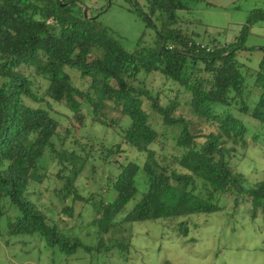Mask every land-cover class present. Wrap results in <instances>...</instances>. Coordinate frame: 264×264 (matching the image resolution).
Here are the masks:
<instances>
[{"label": "trees", "instance_id": "trees-1", "mask_svg": "<svg viewBox=\"0 0 264 264\" xmlns=\"http://www.w3.org/2000/svg\"><path fill=\"white\" fill-rule=\"evenodd\" d=\"M144 1L133 10L155 36L128 52L72 4L0 0V220L13 210L7 231L52 251L53 263L79 250L124 255L133 223L219 213L225 199L264 216V178L238 171L251 142L264 146V58L258 69L239 59L264 8L222 43L179 15L201 0ZM55 105L74 131L60 133ZM99 170L101 193L83 195L80 182ZM49 191L58 212L41 204ZM177 224L188 235V222ZM85 226L96 244L78 235Z\"/></svg>", "mask_w": 264, "mask_h": 264}, {"label": "rangeland", "instance_id": "rangeland-1", "mask_svg": "<svg viewBox=\"0 0 264 264\" xmlns=\"http://www.w3.org/2000/svg\"><path fill=\"white\" fill-rule=\"evenodd\" d=\"M43 6L46 0H29ZM65 4H72L73 13L83 12L85 18L97 19L108 28L110 35L120 42L128 52H133L142 36L151 42L155 36L152 29L140 15L135 12L133 5L139 4L146 11L144 0H60ZM208 3L212 5H208ZM193 12H180L179 15L190 20V31L200 34L207 32V37L219 42H232L241 33L251 12L264 8V0H201L192 3ZM197 21L198 23H194ZM246 51L239 59L249 67L258 69L264 58V23L251 27L250 35L245 43ZM158 80V79H157ZM156 81V85L159 84ZM257 94L260 91H256ZM55 116L62 123L60 133L66 129L74 131L69 119V111L55 105ZM194 129V127H193ZM97 133L104 130L95 127ZM112 140L108 132L106 143ZM171 150L172 145L167 147ZM248 157L241 162L238 171L244 173L250 182L257 183L264 178V146L250 143ZM130 159L140 157L135 151H129ZM140 163L144 158L140 157ZM107 173L99 170L98 179L82 180L79 184L83 195L101 193L102 178ZM41 204L52 206L56 212L61 210L62 204L52 191L45 193ZM135 201L128 207L131 209ZM225 209L211 215H194L186 220L189 224L188 235L179 231L177 222L164 220L133 223L132 247L122 255L119 250L110 254H87L79 250L76 255L65 263L52 262V251L38 245L30 238L15 237L7 231V222L13 217L14 211L9 210L7 216L0 220V264H264V216L252 220L250 214L243 208L234 211L232 203L226 199L222 201ZM83 211V210H82ZM85 222L92 218L93 209L88 206L84 211ZM84 222V223H85ZM93 228L84 227L82 234H78L84 243L94 245L96 237L91 234Z\"/></svg>", "mask_w": 264, "mask_h": 264}]
</instances>
